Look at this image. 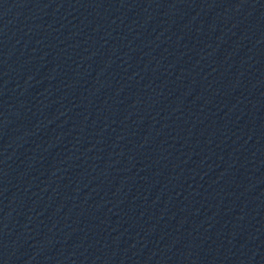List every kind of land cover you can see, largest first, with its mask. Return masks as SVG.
I'll list each match as a JSON object with an SVG mask.
<instances>
[{
    "label": "water",
    "instance_id": "1",
    "mask_svg": "<svg viewBox=\"0 0 264 264\" xmlns=\"http://www.w3.org/2000/svg\"><path fill=\"white\" fill-rule=\"evenodd\" d=\"M0 264H264V0H0Z\"/></svg>",
    "mask_w": 264,
    "mask_h": 264
}]
</instances>
